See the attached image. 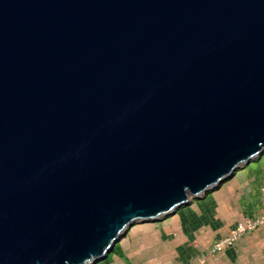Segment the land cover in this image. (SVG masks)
Instances as JSON below:
<instances>
[{
  "label": "water",
  "instance_id": "water-1",
  "mask_svg": "<svg viewBox=\"0 0 264 264\" xmlns=\"http://www.w3.org/2000/svg\"><path fill=\"white\" fill-rule=\"evenodd\" d=\"M264 154V0H0V264H89Z\"/></svg>",
  "mask_w": 264,
  "mask_h": 264
},
{
  "label": "crops",
  "instance_id": "crops-1",
  "mask_svg": "<svg viewBox=\"0 0 264 264\" xmlns=\"http://www.w3.org/2000/svg\"><path fill=\"white\" fill-rule=\"evenodd\" d=\"M239 171L242 172L235 173L215 192L170 216L180 228L164 231V239H171L164 242L162 258L170 255V260L174 257L187 264H198L204 259V264H208V259L213 258L209 253L217 241L227 237L237 224L253 220L264 212V154ZM212 194L216 197H211ZM160 225H165L164 221ZM205 228L209 230L208 235L201 234ZM221 252L215 255L214 264H264V226L246 232L232 247ZM126 259L128 264L132 262L129 257Z\"/></svg>",
  "mask_w": 264,
  "mask_h": 264
},
{
  "label": "rangeland",
  "instance_id": "rangeland-1",
  "mask_svg": "<svg viewBox=\"0 0 264 264\" xmlns=\"http://www.w3.org/2000/svg\"><path fill=\"white\" fill-rule=\"evenodd\" d=\"M243 167L244 166L239 167L238 170L236 171V174L239 175V173L242 172L239 170L242 169ZM211 190L212 189L207 190L197 198H193L192 196L189 195L185 206L186 207L190 206L196 200L204 198L208 192H211ZM213 195L216 197V194H212L210 196L213 197ZM183 207H180L178 210H180ZM176 217H178V215ZM172 218L173 217H168L164 219L160 217L155 219L156 221H146L143 223L134 224L126 232V234L121 235L120 240L116 243L120 248V253L113 254L112 257L111 256L109 257V255L111 254L110 252L106 259L98 262H91L89 264H128L126 259L127 257L132 259V262L130 264H138L140 262H143L144 264H155V262H160V264H187L188 262L183 263V261L185 260L176 261L174 257H172V260H170L169 259L170 255L167 256L165 255V257L162 258V254H164L162 250L165 248L164 244L166 242H169V240L171 239V238L164 239L165 236L164 231L165 230L178 231V229L180 228V224L176 225L177 222L172 220ZM163 221L165 225H160V222ZM208 231L209 230L205 228L203 229V231H201V234L208 235L207 234ZM209 238L210 237H208V239ZM155 243L158 244L156 245ZM219 255L220 253L217 254L216 256ZM208 260H209L208 264H214L213 261L214 258H210Z\"/></svg>",
  "mask_w": 264,
  "mask_h": 264
},
{
  "label": "built area",
  "instance_id": "built-area-1",
  "mask_svg": "<svg viewBox=\"0 0 264 264\" xmlns=\"http://www.w3.org/2000/svg\"><path fill=\"white\" fill-rule=\"evenodd\" d=\"M203 193L204 192L198 194V197ZM262 226H264V212L253 220H247L244 223L237 224L227 237L220 239L213 245V249L209 253V256L214 258L217 253L232 247L246 232H253ZM204 262L205 260L202 259L198 264H204Z\"/></svg>",
  "mask_w": 264,
  "mask_h": 264
},
{
  "label": "trees",
  "instance_id": "trees-1",
  "mask_svg": "<svg viewBox=\"0 0 264 264\" xmlns=\"http://www.w3.org/2000/svg\"><path fill=\"white\" fill-rule=\"evenodd\" d=\"M229 179H230V178H229ZM229 179H228V180H229ZM228 180H226V181H228ZM226 181H225V182H226ZM225 182H224V183H225ZM224 183H223V184H224ZM216 189H217V188H213V189L211 190V192H208L207 194H210V193H212V192H215ZM131 230H132V229H131ZM131 230H130V231H131ZM130 231H129V232H130ZM118 253H120V248H119L118 244H116L115 247H114V249H113V251H112L111 254L109 255V257H110V256L112 257L113 254H118Z\"/></svg>",
  "mask_w": 264,
  "mask_h": 264
},
{
  "label": "bare ground",
  "instance_id": "bare-ground-1",
  "mask_svg": "<svg viewBox=\"0 0 264 264\" xmlns=\"http://www.w3.org/2000/svg\"><path fill=\"white\" fill-rule=\"evenodd\" d=\"M255 158H257V157H255Z\"/></svg>",
  "mask_w": 264,
  "mask_h": 264
}]
</instances>
